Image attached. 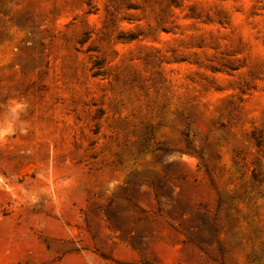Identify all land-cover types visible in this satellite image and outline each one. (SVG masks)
I'll use <instances>...</instances> for the list:
<instances>
[{
    "label": "rangeland",
    "instance_id": "374dc122",
    "mask_svg": "<svg viewBox=\"0 0 264 264\" xmlns=\"http://www.w3.org/2000/svg\"><path fill=\"white\" fill-rule=\"evenodd\" d=\"M0 264H264V0H0Z\"/></svg>",
    "mask_w": 264,
    "mask_h": 264
}]
</instances>
